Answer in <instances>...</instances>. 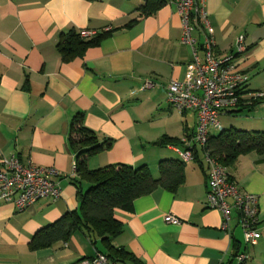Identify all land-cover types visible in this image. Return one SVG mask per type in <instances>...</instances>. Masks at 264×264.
Masks as SVG:
<instances>
[{
	"label": "crops",
	"instance_id": "0c3cea01",
	"mask_svg": "<svg viewBox=\"0 0 264 264\" xmlns=\"http://www.w3.org/2000/svg\"><path fill=\"white\" fill-rule=\"evenodd\" d=\"M164 1L142 16L138 9L146 0H0V158L13 155L21 164L60 172L56 198H41L24 209L0 201V264H72L107 252L100 238L81 228L47 247L29 244L37 230L79 207L72 181L76 153L69 144L78 115L103 147L86 158L89 169L146 165L157 178L159 160L180 159L177 142L166 140L192 133L196 115L170 108L165 87L187 79L192 51L180 40L175 6ZM206 9L217 55L232 52L239 35L246 47L236 58L237 69L248 77L239 105L220 114L219 124L263 130L264 102L250 111L244 102L245 92L264 96V0H206ZM107 27L82 56L62 59L56 46L62 33ZM192 35L202 55L205 33L199 24ZM146 80L153 86L144 88ZM172 111L177 116H169ZM196 149L184 162V182L176 189L158 187L137 197L131 210H114L122 230L111 245L139 264H236L235 250L248 255L242 264H264V155L243 154L227 166L236 185L257 196L260 237L245 244L235 210L225 232L221 212L206 206L205 163ZM166 214L180 223L165 222Z\"/></svg>",
	"mask_w": 264,
	"mask_h": 264
},
{
	"label": "built area",
	"instance_id": "2783aa9c",
	"mask_svg": "<svg viewBox=\"0 0 264 264\" xmlns=\"http://www.w3.org/2000/svg\"><path fill=\"white\" fill-rule=\"evenodd\" d=\"M181 18V42L189 45L192 59L186 64L188 76L185 81H169L166 85V100L170 108L179 113L193 112L196 115L194 131L188 138L180 139V146H173L181 161L186 162L202 150L206 173V206L222 214L220 229L229 232L231 211L237 212V224L242 231L245 244H254L260 237L256 229L258 222L257 196L240 189L230 177L227 167L207 148L209 136L221 130L218 116L230 113L238 107L247 75L237 69L236 58L246 49L243 35L236 38L234 51L219 56L215 53L206 0H171ZM203 29L205 35L201 44L202 55L192 35L195 25ZM110 28L79 32L84 39L107 32ZM153 86L150 80L143 87ZM247 97H261L262 93H246ZM60 172L53 167H42L32 163L21 164L11 155L0 158V201L12 202L18 209H24L45 197L59 196ZM163 220L178 224L180 219L166 214ZM236 264H242L248 255L238 251ZM72 264H117L102 252L90 258L76 260Z\"/></svg>",
	"mask_w": 264,
	"mask_h": 264
},
{
	"label": "trees",
	"instance_id": "16d2710c",
	"mask_svg": "<svg viewBox=\"0 0 264 264\" xmlns=\"http://www.w3.org/2000/svg\"><path fill=\"white\" fill-rule=\"evenodd\" d=\"M164 3V0H146L138 10L142 16H147ZM106 33L108 31L84 39L78 32L70 30L59 36L56 46L63 60H71L82 56L87 48L98 44ZM245 99L244 104L248 111L264 102V96H246ZM232 112L234 110L230 113ZM184 134L189 138L192 133ZM169 141L181 144L180 139L166 140ZM166 142L163 140L158 144ZM69 144L76 153V177H72V181L76 187L79 207L76 211L67 212L53 223L37 230L30 239V246L37 249L57 241H66L76 228H81L89 237L101 239L107 248V252L103 253L109 259L118 263L127 258L133 261V264H139L131 253L110 243L111 238L116 237L122 230L121 223L114 218V210H131L137 197L149 194L158 187L176 189L184 182L185 163L181 159L159 160L157 178L152 176L146 165L132 167L126 164H110L89 169L86 158L101 151L103 147L92 130L82 124L81 115L75 117L72 122ZM206 148L226 167L243 154L255 152L264 155V129L248 131L236 127L221 128L209 136ZM237 252L235 250L234 256Z\"/></svg>",
	"mask_w": 264,
	"mask_h": 264
},
{
	"label": "rangeland",
	"instance_id": "374dc122",
	"mask_svg": "<svg viewBox=\"0 0 264 264\" xmlns=\"http://www.w3.org/2000/svg\"><path fill=\"white\" fill-rule=\"evenodd\" d=\"M168 115H169V116H177V113H175V111H172V113H171V114L168 113ZM221 120H222V119H221ZM222 124H223L224 127L229 126L228 122H226V121H224V120L222 121ZM225 125H226V126H225ZM75 136H77V135H75ZM198 152H199L200 154L202 153V150H201L200 146H198ZM188 165H192V164H191V163H188L187 166H188Z\"/></svg>",
	"mask_w": 264,
	"mask_h": 264
}]
</instances>
